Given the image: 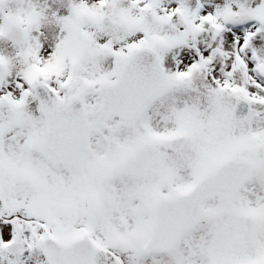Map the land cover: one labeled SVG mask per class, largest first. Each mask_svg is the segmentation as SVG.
<instances>
[{
  "label": "snow or ice",
  "instance_id": "obj_1",
  "mask_svg": "<svg viewBox=\"0 0 264 264\" xmlns=\"http://www.w3.org/2000/svg\"><path fill=\"white\" fill-rule=\"evenodd\" d=\"M0 264H264V0H0Z\"/></svg>",
  "mask_w": 264,
  "mask_h": 264
},
{
  "label": "rangeland",
  "instance_id": "obj_2",
  "mask_svg": "<svg viewBox=\"0 0 264 264\" xmlns=\"http://www.w3.org/2000/svg\"><path fill=\"white\" fill-rule=\"evenodd\" d=\"M40 2L45 3L54 10L59 11L60 8L66 7L67 0H40ZM249 2H251V0H249ZM8 43L9 42L6 41H0V50L8 51Z\"/></svg>",
  "mask_w": 264,
  "mask_h": 264
}]
</instances>
